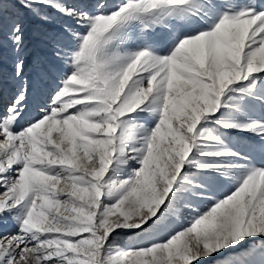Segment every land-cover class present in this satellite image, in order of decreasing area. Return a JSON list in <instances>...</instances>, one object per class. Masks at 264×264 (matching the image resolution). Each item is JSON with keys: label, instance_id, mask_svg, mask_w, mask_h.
Instances as JSON below:
<instances>
[{"label": "snow or ice", "instance_id": "1", "mask_svg": "<svg viewBox=\"0 0 264 264\" xmlns=\"http://www.w3.org/2000/svg\"><path fill=\"white\" fill-rule=\"evenodd\" d=\"M264 264V0H0V264Z\"/></svg>", "mask_w": 264, "mask_h": 264}, {"label": "rangeland", "instance_id": "2", "mask_svg": "<svg viewBox=\"0 0 264 264\" xmlns=\"http://www.w3.org/2000/svg\"><path fill=\"white\" fill-rule=\"evenodd\" d=\"M206 264H207V262H206Z\"/></svg>", "mask_w": 264, "mask_h": 264}]
</instances>
